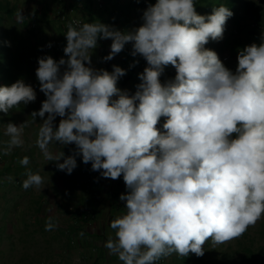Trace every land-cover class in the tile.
<instances>
[{"label": "clouds", "instance_id": "1", "mask_svg": "<svg viewBox=\"0 0 264 264\" xmlns=\"http://www.w3.org/2000/svg\"><path fill=\"white\" fill-rule=\"evenodd\" d=\"M232 16L225 5L200 15L194 0H156L132 31L101 22L69 24L66 58H38L36 77L46 99L31 116L42 121L44 158L67 174L80 156L104 178L123 176L127 192L119 198L126 212L110 222L115 236L105 243L122 264H156L173 254L202 257L207 241L215 246L238 238L264 218V42L238 51L235 72L205 47L223 38ZM23 18L18 12V22ZM100 39L112 41L106 61L129 43L131 55L146 60L134 94L117 87L125 69L91 67ZM168 65L175 78L161 83ZM35 100L22 78L0 86L4 114ZM24 126H4L5 155L22 146ZM53 142L74 144L73 154H53ZM20 163L27 166L29 158ZM26 175L25 190L44 182L31 170Z\"/></svg>", "mask_w": 264, "mask_h": 264}, {"label": "crops", "instance_id": "2", "mask_svg": "<svg viewBox=\"0 0 264 264\" xmlns=\"http://www.w3.org/2000/svg\"><path fill=\"white\" fill-rule=\"evenodd\" d=\"M0 3L9 7L12 22L20 25L26 21L35 29L31 37L35 51L57 61L66 58L63 49L68 29L61 16L79 18L83 24L101 22L120 31H132L142 25L143 11L150 4L145 0H0ZM18 12L24 16L21 22L17 20ZM1 19L0 86H10L23 77V65L17 60L15 67L9 64L11 34L3 24L8 19L6 15L2 14ZM3 34L9 36L8 40ZM111 43V39L98 40L91 55V67L109 72L114 65L125 69L126 75L119 78L117 87L132 95L141 83L139 74L148 66L147 62L140 55H131V43L113 59L104 60L110 53ZM7 67L6 77L3 70ZM171 67L164 68L161 83L175 78L176 73L167 77ZM33 81L39 107L38 101L46 98L44 94L42 97L37 77ZM24 109L26 105L11 109L8 114L0 112V150L9 140L4 126L9 122L24 123ZM13 149L21 150V146ZM9 154L0 153V264H122L118 256L109 253L105 243L110 236H115L110 222L126 212L125 202L119 198L127 192L123 176L113 180L100 174L94 184L85 186L79 174H65L61 175L64 178H50L46 190L34 186L25 190L22 183L27 175L18 173V168L23 167L20 163L23 154L15 158L14 150ZM62 179L64 183H59ZM71 206L76 212L68 210ZM202 257L192 253L186 257L173 254L164 258V264H198Z\"/></svg>", "mask_w": 264, "mask_h": 264}, {"label": "rangeland", "instance_id": "3", "mask_svg": "<svg viewBox=\"0 0 264 264\" xmlns=\"http://www.w3.org/2000/svg\"><path fill=\"white\" fill-rule=\"evenodd\" d=\"M242 4H246L248 7V14L245 18L239 20V27H232V24L227 22L223 33V38L219 41H213L210 39L208 45H205L206 48L214 50L218 54L223 64L228 69L230 68L233 72H235L238 64V51L242 50L247 45H251L253 43L259 45L262 43L260 41L261 38L259 39V36L250 37L248 31L253 27H257L259 30L264 29V15H261L259 22L253 20L254 12L264 10V0H242ZM3 24L11 34L9 37V46L11 49L10 55H12L15 59L12 58V56H9L10 65L15 67V60L19 61L23 65L22 79L25 81V83L30 84L36 91L33 78L36 77L35 71L37 69V60L38 57L41 56L35 51V47L33 45L34 41L26 32L31 24L25 21L23 24L17 25L16 23L13 24L10 19L5 20ZM248 38L249 40L247 41ZM238 39L240 40L238 41ZM232 51L236 53L234 54ZM52 54L57 57L55 51H53ZM224 57L226 60H224ZM8 71V67L6 69L4 68L3 70V73L6 75V77L8 76ZM168 72L169 74L167 77L169 78L176 73V70L174 67H171ZM43 101L44 100L42 99L38 101L40 103L39 107H37L38 105L35 101L31 102V106L30 104L26 105L27 109H24L23 117V119H25V126L22 134L23 144L21 146V150L12 149L15 152L14 158L19 153L23 154L22 157L27 156L29 158V164L27 166L22 165L23 167L18 168L19 175H25L29 170H31L32 173H38L41 175L44 182L39 189L42 191L46 190L47 183L50 178H53L54 176L64 178L61 175L67 174L65 171L59 170L55 163L46 160L43 156V153L41 152V149L38 147V140L40 138L39 132L42 121L40 117H37L36 120H34L31 116V113L34 111H39ZM60 119V117L56 118V125L59 124ZM161 119L162 122H158V128L163 131L162 126L166 121V118L162 117ZM74 149V144L62 146L53 142L49 145V150L53 154L63 151L65 156L72 155ZM1 152L3 153V150H0V153ZM76 161L77 167L72 171L71 174H79L85 181V186L94 184V179L97 180L101 173L99 171H93L91 168V163H83L80 156H76ZM60 162L62 163L63 160ZM59 183H64L63 179L59 180ZM85 189L88 188L86 187ZM69 209H72L71 212H76L73 206L69 207L68 210ZM204 248V256L198 262V264H216V260L224 253L231 255L233 264H264V218L257 221L254 226H250L242 236L222 244H217L215 246H213L211 240H209L205 243ZM246 250H249L250 253L246 252Z\"/></svg>", "mask_w": 264, "mask_h": 264}, {"label": "trees", "instance_id": "4", "mask_svg": "<svg viewBox=\"0 0 264 264\" xmlns=\"http://www.w3.org/2000/svg\"><path fill=\"white\" fill-rule=\"evenodd\" d=\"M145 1L147 3H150V4L156 3V0H145ZM194 4L196 7V12L200 15H210L213 11V8L221 6V5L227 6L233 12V16L230 17L227 20V22H230V24H232V27H235V28L239 27V20L242 18H245L248 14L247 13L248 7L246 6V4H242V0H194ZM0 12H1L0 23L2 21V19H1L2 14H5L8 19H10L13 16L12 12H10L9 7L6 4L4 5V4L0 3ZM253 15H254L253 20L259 22L261 19V15H264V10L259 11V12H254ZM15 23H17V22H13V24H15ZM34 30L35 29L32 26H29V28L26 30V32L28 35H30L32 37L34 35V32H33ZM248 33H249L250 37L259 36V39L261 38L260 41L264 42V40H262V36H264V29L259 30L257 27H253L248 31ZM5 34H7L6 31H5ZM5 34H3L2 37L5 38V40L6 39L8 40L9 36H5ZM239 40L240 39H238V41ZM248 40H249V38L247 39V41ZM206 45H208V44H206ZM232 53L235 54L236 52L232 51ZM10 56H12V55H10ZM12 58H14V57L12 56ZM9 64H10V59H9ZM246 252L250 253L249 250H246ZM215 263L216 264H233L232 259H231V255L226 254V253L222 254L220 256V258H218L216 260Z\"/></svg>", "mask_w": 264, "mask_h": 264}, {"label": "built area", "instance_id": "5", "mask_svg": "<svg viewBox=\"0 0 264 264\" xmlns=\"http://www.w3.org/2000/svg\"><path fill=\"white\" fill-rule=\"evenodd\" d=\"M61 21L64 24V27L68 29V25L72 24L73 27L79 28L80 26L83 25V22L81 19L79 18H67L66 16H61L60 17ZM224 60H226V58L224 57ZM165 263V259L162 258L161 260L157 261L156 264H164Z\"/></svg>", "mask_w": 264, "mask_h": 264}]
</instances>
